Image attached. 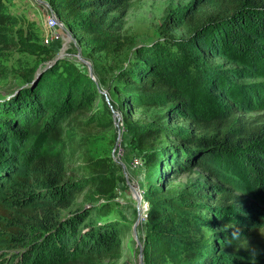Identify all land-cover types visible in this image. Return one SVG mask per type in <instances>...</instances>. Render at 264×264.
I'll return each mask as SVG.
<instances>
[{"label": "trees", "instance_id": "16d2710c", "mask_svg": "<svg viewBox=\"0 0 264 264\" xmlns=\"http://www.w3.org/2000/svg\"><path fill=\"white\" fill-rule=\"evenodd\" d=\"M138 1L47 0V3L91 51L111 56L129 44L124 20ZM3 2L0 0V47L6 43V29L16 23L15 18L4 12ZM204 3L210 11L194 7L173 13L166 10L159 26L163 42L137 47L133 60L115 74L118 83L114 90L120 108L125 105L133 110L164 108V114L154 116L151 123L132 129L137 149L148 152V165L158 170L157 182H151L145 193L150 210L146 216L148 233L143 264H167L172 237L176 236V211L207 207L209 199L222 211L237 199L227 192L210 197L206 185L170 194L165 187L178 173L200 168L219 181L228 180L236 188L264 198V122L261 117H237L238 109L233 103L221 102L233 90L227 82L232 75L226 74L247 73L245 69H218L213 62L216 58L235 63L263 61L257 69L264 70V0H204ZM178 29H188L184 38L171 33ZM247 39L259 45L262 56H255ZM194 61L198 62L196 67L192 65ZM195 70L203 73L214 97L219 99L199 112L190 91L196 86ZM22 77L28 86L20 89L15 99L0 103V140L5 142L11 133L24 136L28 141L23 146L26 150L42 138L38 155L25 175L18 178L39 188L40 193L29 198L15 195L10 201L1 199V242L11 244V248L27 249L21 259L23 264H28L31 258L30 264H99L118 259L121 242L116 228L90 221L83 230H77L83 225V217L90 213L107 216L110 211L107 200L115 188L110 159L89 157L85 139L76 141L70 136L94 125L101 128L112 125L108 116L91 112L100 94L86 74L65 60ZM87 113L91 114L79 119ZM183 118L197 135L180 136L168 125ZM63 121L74 131L63 128ZM175 137H181L177 144L172 140ZM79 162L82 165L76 170L80 176L75 177L71 166ZM233 175L235 179H227ZM242 175L248 177L247 187L236 181ZM83 192L82 208L74 210L66 222H60L61 211L73 208L74 197ZM65 234H70L74 241L66 247ZM224 235L213 246L219 245L230 263L241 260L245 264H263L264 228L244 227ZM34 246L31 254L35 259H28L26 256ZM224 263L213 255L201 258L193 254L178 264Z\"/></svg>", "mask_w": 264, "mask_h": 264}, {"label": "rangeland", "instance_id": "374dc122", "mask_svg": "<svg viewBox=\"0 0 264 264\" xmlns=\"http://www.w3.org/2000/svg\"><path fill=\"white\" fill-rule=\"evenodd\" d=\"M3 3L4 12L15 18L16 23L6 29V43L0 47V103L15 99L19 90L28 86L22 76L30 74L33 70L50 68L58 60L70 62L93 81L100 95L94 102L91 112L108 116L112 120V125L106 128L94 125L85 132L78 131L70 136L76 141L81 138L85 139V151L89 157L110 159V176L115 182V188L107 200L110 209L107 216L90 213V216L83 217V225L77 230H83L90 221L116 228L121 242L120 257L116 260H103L98 262L99 264H143V250L148 233L146 216L150 210V205L145 200V193L151 182H157L158 170L148 165L146 161L148 152L137 149L132 129L142 128L145 124L151 123L154 116L164 114V108L143 107L133 110L128 105L120 108L119 96L114 90V86L118 83L115 74L118 68L133 60L137 47L163 42L159 26L166 10L173 13L184 11L189 7H194L199 11H210V8L204 0H140L135 2L124 20V29L129 37V44L123 51L105 56L91 51L57 17L60 25L55 32L57 38L48 45H44L47 0H4ZM187 30L178 29L171 33L176 38H184ZM247 40L253 45L255 56H262V49L259 45L250 39ZM33 46L40 47V50L38 51ZM246 59L247 57L243 58V60ZM213 62L219 66L218 69L237 71L245 69L247 73L245 75L226 74L232 75L227 82L233 86V90L230 96H223L224 99L221 102L225 105L233 103V107L238 109L237 117L243 119L261 117L264 122V70L257 69V66L263 65V61H237L235 63L216 58ZM197 63L194 61L192 65L196 67ZM194 73L196 86L190 91L199 112L200 109L209 107L219 99L214 97L212 92L214 90L204 78L203 73L200 70H195ZM90 114L81 115L79 119H85ZM65 121L62 122L63 128L68 127L71 131L72 128L69 124L65 125ZM168 125L180 136L197 135L184 118L168 122ZM179 138L175 137L172 140L177 144ZM26 139L24 136H13L11 133V136L5 139L7 143L0 140V202L4 198L10 201L16 197L15 195L29 198L40 193L39 188L28 186L18 179L25 175L26 169L34 161L42 145V138L37 139L29 149L24 150L23 146L28 142ZM80 165L82 162L71 166V173L75 177L80 176L76 170ZM231 178L235 179L236 175L227 177L230 180ZM236 181L244 184L245 187L249 183L248 177L244 175L240 176V180L237 177ZM203 185L208 187L210 197H216L220 192H227L237 196V199L231 206L225 205L227 208L222 211L216 209L212 199L207 201V207L192 209L185 207L183 211H176L174 214L176 230L174 234L176 236L172 237L174 239L171 245L172 251L167 264H178L193 254L201 258L213 255L220 261L223 260L224 264H234V261L229 262L230 259L222 252L219 245L213 246L217 238L244 227L264 228L263 197L255 192L250 194L248 191L236 188L228 180L219 181L211 173L200 168L178 173L169 181L165 189L170 194L176 195ZM84 193L74 197L75 206L73 208L61 211L60 222H66L74 210L82 208L80 204L84 200ZM241 199L245 202H241ZM30 201L35 202L34 199ZM65 236L67 237L63 242L64 247L74 242L73 238L69 237L70 234H65ZM1 239L0 236V264H23L21 259L27 249L11 248V244L3 243ZM50 243L51 241H48L46 244L49 246ZM34 249L35 246L29 251L30 253L26 256L28 259L33 257L31 253ZM31 260L32 258L29 259L30 262ZM237 261L239 263L235 264H245L241 260Z\"/></svg>", "mask_w": 264, "mask_h": 264}, {"label": "built area", "instance_id": "2783aa9c", "mask_svg": "<svg viewBox=\"0 0 264 264\" xmlns=\"http://www.w3.org/2000/svg\"><path fill=\"white\" fill-rule=\"evenodd\" d=\"M47 17H46V33L45 38L43 40L44 45H48L50 42L54 41L57 38L55 32L56 29L60 26L56 15L54 14L53 10L47 4Z\"/></svg>", "mask_w": 264, "mask_h": 264}, {"label": "water", "instance_id": "95a60500", "mask_svg": "<svg viewBox=\"0 0 264 264\" xmlns=\"http://www.w3.org/2000/svg\"><path fill=\"white\" fill-rule=\"evenodd\" d=\"M142 264V263H141Z\"/></svg>", "mask_w": 264, "mask_h": 264}]
</instances>
